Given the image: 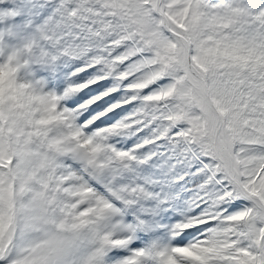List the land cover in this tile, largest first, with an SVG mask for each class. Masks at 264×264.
I'll use <instances>...</instances> for the list:
<instances>
[{"label":"snow or ice","instance_id":"obj_1","mask_svg":"<svg viewBox=\"0 0 264 264\" xmlns=\"http://www.w3.org/2000/svg\"><path fill=\"white\" fill-rule=\"evenodd\" d=\"M0 264H264V0H0Z\"/></svg>","mask_w":264,"mask_h":264}]
</instances>
